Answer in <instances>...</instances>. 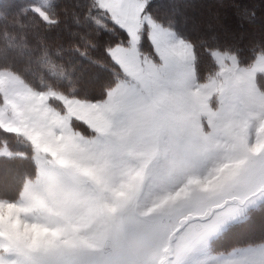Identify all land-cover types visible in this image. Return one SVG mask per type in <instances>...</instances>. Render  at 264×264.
<instances>
[{
  "label": "snow or ice",
  "instance_id": "1",
  "mask_svg": "<svg viewBox=\"0 0 264 264\" xmlns=\"http://www.w3.org/2000/svg\"><path fill=\"white\" fill-rule=\"evenodd\" d=\"M0 264H264V0H0Z\"/></svg>",
  "mask_w": 264,
  "mask_h": 264
},
{
  "label": "trees",
  "instance_id": "2",
  "mask_svg": "<svg viewBox=\"0 0 264 264\" xmlns=\"http://www.w3.org/2000/svg\"><path fill=\"white\" fill-rule=\"evenodd\" d=\"M242 3H251L252 0H241Z\"/></svg>",
  "mask_w": 264,
  "mask_h": 264
}]
</instances>
